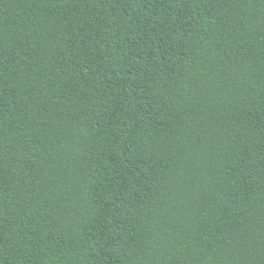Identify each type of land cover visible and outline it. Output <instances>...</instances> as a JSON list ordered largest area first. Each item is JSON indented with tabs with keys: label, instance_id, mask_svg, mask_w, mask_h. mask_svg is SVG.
I'll return each instance as SVG.
<instances>
[{
	"label": "trees",
	"instance_id": "trees-1",
	"mask_svg": "<svg viewBox=\"0 0 264 264\" xmlns=\"http://www.w3.org/2000/svg\"><path fill=\"white\" fill-rule=\"evenodd\" d=\"M0 264H264V0H0Z\"/></svg>",
	"mask_w": 264,
	"mask_h": 264
}]
</instances>
